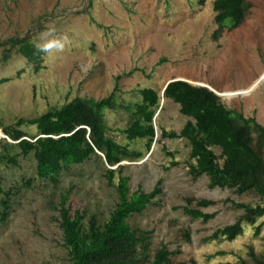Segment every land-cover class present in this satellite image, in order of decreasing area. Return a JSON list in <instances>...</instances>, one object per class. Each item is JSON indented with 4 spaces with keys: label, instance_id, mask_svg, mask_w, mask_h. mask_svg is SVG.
<instances>
[{
    "label": "rangeland",
    "instance_id": "rangeland-1",
    "mask_svg": "<svg viewBox=\"0 0 264 264\" xmlns=\"http://www.w3.org/2000/svg\"><path fill=\"white\" fill-rule=\"evenodd\" d=\"M199 1L0 0V44L26 39L44 51L36 67L15 51L3 64L4 48H0V142L10 143L3 129L39 118L74 99L100 101L117 87L116 103L129 106L140 101L139 91H155L160 102L149 150L147 141H128L122 134L128 112H102L106 136L142 156L140 161L121 164L130 190L146 194L160 185L162 191L156 204L131 223L153 232V248L163 244L170 251L179 249L172 264H239L247 247H253L255 254L264 251V218L255 226H243L232 242L204 240L240 217L230 202L254 205L257 200L209 189L205 175L193 180L187 141L161 138L162 132L178 134L188 120L177 105L163 99L162 92L177 80L207 87L227 109L264 126V0H251L252 9L243 23L217 40L214 0ZM20 128L36 134L33 127ZM213 151L219 157L220 151ZM5 153L0 145V156ZM9 153L19 155L15 149ZM17 160V167L0 164V188L8 190L28 180L33 184L13 201L9 220L0 227V264H67L50 204L70 191L69 202L75 208L96 214L101 222L108 220L117 198L104 179V163L92 159L72 166L54 189L36 180L32 154L19 155ZM188 197L217 203L204 210L217 216L205 224L191 220L181 209ZM259 225L261 232L255 237Z\"/></svg>",
    "mask_w": 264,
    "mask_h": 264
},
{
    "label": "trees",
    "instance_id": "trees-1",
    "mask_svg": "<svg viewBox=\"0 0 264 264\" xmlns=\"http://www.w3.org/2000/svg\"><path fill=\"white\" fill-rule=\"evenodd\" d=\"M199 3L203 4L204 0ZM212 8L217 26L214 39L217 40L224 31L232 32L243 23L252 3L251 0H214ZM0 48H4L3 64L15 51L28 64L37 67L44 54L26 39H9L1 43ZM116 92L117 87L107 99L100 101L74 99L39 118L21 120L3 129L10 143L0 142L6 151L0 156V164L17 167L19 155L26 158L32 154L36 180L47 182L55 189L62 173L72 166L92 159L101 161L105 166L104 179L117 198L108 220L101 222L96 214L75 208L69 202L70 191L60 193L57 201L50 204L56 215L52 221L62 236L61 248L66 253L67 264H172L180 250L170 251L163 244L153 248V232L131 223L133 218L142 216L148 207L156 204L154 201L162 194L160 185L146 194L141 189L130 190V180L124 175L125 167L121 164L140 161L142 156L106 136L102 113L104 109L128 112L129 121L122 134L128 141H147L149 150L155 138L153 118L160 98L155 91L143 89L138 92L139 102L122 106L116 103ZM162 93L163 99L177 105L179 113L188 120L178 134L162 132L161 138L187 141L189 158L194 162L189 168L193 180L205 175L209 189H226L238 197L251 195L257 200L254 205L230 202L233 209L241 212L240 217L204 240L232 242L242 234L243 226H255L264 218V126L227 109L209 89L192 86L184 80L168 83ZM23 125L35 128L36 134L22 132ZM12 149L19 151V155L11 156ZM214 149L220 151L219 157ZM171 165L177 166L175 162ZM32 184L33 181L28 180L8 190L0 188L1 228L9 220L13 201L31 189ZM183 202L181 209L191 220L205 224L217 216V213H204L217 205L213 201L188 197ZM261 228L262 225L255 228V237L259 236ZM184 238L189 239L188 232H184ZM190 264L196 263L191 261ZM239 264H264V251L255 254L253 247H247L245 258L240 259Z\"/></svg>",
    "mask_w": 264,
    "mask_h": 264
},
{
    "label": "water",
    "instance_id": "water-1",
    "mask_svg": "<svg viewBox=\"0 0 264 264\" xmlns=\"http://www.w3.org/2000/svg\"><path fill=\"white\" fill-rule=\"evenodd\" d=\"M177 81H179V80H177ZM183 82V81H182ZM203 88H206V87H203ZM163 94V93H162Z\"/></svg>",
    "mask_w": 264,
    "mask_h": 264
},
{
    "label": "bare ground",
    "instance_id": "bare-ground-1",
    "mask_svg": "<svg viewBox=\"0 0 264 264\" xmlns=\"http://www.w3.org/2000/svg\"><path fill=\"white\" fill-rule=\"evenodd\" d=\"M180 81V80H179ZM200 87H202V86H200ZM207 88V87H206Z\"/></svg>",
    "mask_w": 264,
    "mask_h": 264
}]
</instances>
